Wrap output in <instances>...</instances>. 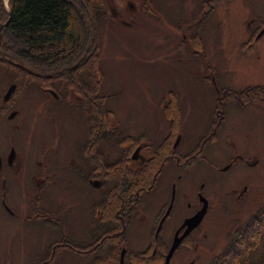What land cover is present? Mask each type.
I'll use <instances>...</instances> for the list:
<instances>
[{
    "label": "rangeland",
    "instance_id": "374dc122",
    "mask_svg": "<svg viewBox=\"0 0 264 264\" xmlns=\"http://www.w3.org/2000/svg\"><path fill=\"white\" fill-rule=\"evenodd\" d=\"M70 1L75 7L79 5V0ZM103 2L108 15L99 25L102 76L98 75L96 80L102 82L100 93L106 97L105 109L113 112L105 124L110 130L119 127L132 141L137 138L145 142L142 147L160 142L163 145L164 140L171 147L181 135L177 150L191 151L196 158L202 150L207 159V162L194 160L182 172L173 167L174 159L166 160L157 187L140 202L147 211L146 219L140 217L133 225L139 234L136 237L140 238L138 246L143 250L149 243L159 218L155 215H162L170 200V183L175 182L177 193L184 190L192 204L198 191L210 201V209L197 231L199 238L206 235L200 240L197 255L201 254V264H211L226 248L237 225L264 205V101L239 103L232 95H225L221 104L213 94L214 87L236 94L248 87H264V34L255 41L264 28L256 26L264 21V0H211L210 7L207 0ZM197 5L203 8L198 9ZM250 19H257L253 26H248ZM7 66V69L0 66V102L10 85L16 84L9 103L15 111L11 124H21V128L11 132L5 127L4 115L0 119L3 124L0 142L8 137L22 140L29 174H24L25 170L10 176L6 190H0V200L15 214L11 217L0 209V264H23L29 251L42 249L37 234L44 229L32 228L21 221L26 213L25 201L20 200L29 201L31 197L26 196L19 185L21 179L17 178L22 176L31 182L36 162L42 161L36 156L38 153H50L49 165L53 161L59 170H66L58 178L59 190L53 197L58 204L81 205L71 216L77 228L84 224L83 205L101 198V193L88 185L86 189L75 172L76 167L82 170L89 167L80 155L87 149L94 121L93 116L91 122L89 114L84 113L93 111L80 108L81 102L74 97L71 105L50 106L51 99L44 100L48 97L40 88L56 87L63 96L62 81L41 82L10 63ZM72 90L73 96L82 97L84 93L77 87ZM169 102L175 104L177 113L165 111ZM169 134H173L170 139ZM209 136L201 148L204 138ZM106 148L110 152L109 162L121 159L122 151L116 140L107 142ZM133 154L132 149L127 165L136 170L139 168L132 161ZM238 157L242 160L237 159L235 162H240L231 170L222 173L214 170ZM70 158H74L73 164ZM97 165L93 161V167ZM212 165L216 168H211ZM69 170L75 176L68 174ZM244 173L247 181L242 180ZM179 174L181 178L177 180ZM201 182L205 185L203 189H199ZM243 185L250 188L245 206L228 199L232 195L230 190L237 186L241 190ZM57 208L61 213L66 209ZM260 246L256 258H264V237ZM177 258L178 254L172 264H178Z\"/></svg>",
    "mask_w": 264,
    "mask_h": 264
},
{
    "label": "flooded vegetation",
    "instance_id": "af4514ba",
    "mask_svg": "<svg viewBox=\"0 0 264 264\" xmlns=\"http://www.w3.org/2000/svg\"><path fill=\"white\" fill-rule=\"evenodd\" d=\"M210 1L211 0H207L209 7ZM196 8H203V5H197ZM204 19L205 18H203V20ZM255 20L257 19H250L248 26L254 24ZM256 26H264V21L259 22V24L257 23ZM41 75L50 76L48 78L36 77L41 82H54L57 81V79L58 81H62L58 75L55 74ZM11 85L16 84L12 83ZM16 89L17 86L15 90ZM56 89L58 88L43 86L40 88L42 94L48 97L44 100L51 99L49 101L50 106L55 103H67L66 105H71L70 103H72L71 100L73 97L79 99L78 101L81 102L79 104L80 108H83L82 105H86V101L92 104V101L88 96L89 90L87 89H84V93L81 95L82 97L73 96L74 92L72 87L61 88L60 90L63 93V96L59 94ZM80 90L82 91V89ZM230 92L231 91L229 90H221L219 87L213 88V94L214 96L217 95L216 100L221 104H224L222 102L226 99L224 96H229ZM11 96L7 101L0 102V119L5 115L4 118L7 124L5 127H7L11 132H14L21 128V124H11L13 116L15 115V111L11 110L9 105V103H11ZM61 99L67 100V102L60 101ZM98 99L100 104H103V96ZM83 100L85 104H83ZM89 117L92 122V116H90V114ZM220 120H222V117H220ZM1 125L3 124L0 123V126ZM90 132L93 134V124H91ZM109 133H113L117 138H120L118 144L116 142V145L122 151L121 159L129 161V152L132 149L135 152L138 148H140L136 156L132 158V161L138 164L136 167L139 169L136 168V171L143 170L148 165V168L151 167L150 164L155 160V157L153 155H149V150L152 145L154 146V144H147L146 147H142L145 145V142L141 143L142 141H138L137 138L133 141L131 139L128 140V138L124 136V132L119 130V127L110 130L109 125L106 124L101 132L100 141L97 140V142H94L93 136H91L87 143V149L82 151L80 155L85 158L86 166L88 165L89 167H86L85 170H82V168L78 169V167H76L75 172L76 176L84 182L85 188L87 189L88 185L91 190L100 192L101 198L87 201L83 205L86 213L84 217V227L82 225L81 229H79L75 226V221L71 219V216L72 213L81 205L75 204L74 206L69 202H66V204H58L53 197L54 192L59 190L58 178L62 174H66V170H59L60 168L55 166L53 161L51 162L52 166L49 165L48 159L51 158L52 160L50 153H38L40 156H36L38 158L40 157L42 161L38 160L36 162L37 169L35 174L31 175V182H29V179L22 178V176L17 178L21 179L19 185L23 188L26 196L31 197L29 201L26 199L20 200L21 203L25 201L23 206L26 213L22 217L21 221L29 223L28 226L32 228L44 229V231L39 232L38 234L36 232V234L41 237L40 239L43 243L41 247L42 249L40 250L37 248L29 251L27 253V261L23 264H165L166 257L174 241L182 237L186 231L187 227H183L185 221L199 212L205 203L204 200H206L207 210L203 217L204 220L210 209L209 199L198 191L196 202L192 204L187 200L186 192L180 189V192L177 193V184L175 182H171L169 203H167L162 209L164 211H162L161 216L155 215V218H159L156 225L153 227L152 236L148 240L149 243H146L147 246L141 250L138 246L140 238L136 237L138 232L133 229V225L140 219V217L146 219L147 210L146 208H142L140 206L141 200H139L137 204H132V207L128 209L129 213L127 215L122 213L120 217H111L106 213L110 201L104 200L105 196H109L105 169L109 163L110 152L104 150V148H106L107 142L111 143L115 140L108 137ZM172 136L173 134H169L167 137L170 139ZM125 138L127 139L125 140ZM209 138L210 136L204 138L205 140L203 141L201 148L205 147ZM180 141L181 135H178L176 142L174 141L173 145L170 147L169 154L165 157V160L174 159L173 167L175 170L182 172L184 169H187V166L191 162H194V160L207 162L204 155L205 153L202 150H200V154L197 158L191 153V151L177 150L180 146ZM166 142L167 141L164 140V143ZM167 145L170 144L167 142ZM22 146V140L15 139L13 137L5 138L0 142V190H6L7 182L10 176L18 175V173H22L25 170L26 172L24 174H29L28 163H26L27 154L23 152ZM144 151H146L145 154L142 153ZM95 157L96 159L99 158L101 161L99 159V161L96 160V164L98 165L93 167V161L91 160ZM70 159H73L70 162L73 164L74 158ZM237 159L242 160L241 157L233 158L225 167L216 168L212 165L211 168H216L214 170L220 173L226 172L227 170H231L237 162H240H235ZM246 163L248 162L246 161ZM161 165L160 175L162 174L163 167L166 163L163 161ZM68 174L74 175L71 170H69ZM244 175L245 176L242 180L247 181L246 174L244 173ZM180 178L181 175L179 174L177 176V180ZM242 180L240 179L238 181ZM155 187H157V185ZM204 187V183L201 182L199 189H203ZM238 187L239 186L230 190L232 195H229L228 199L231 198L237 205L242 204L245 206V202L248 200L250 188L247 185H243L241 190H237ZM142 188L145 192H151V190H153L150 186ZM148 192L147 195L150 194ZM60 206L66 207L65 211L62 213L57 208ZM0 209L4 210V212L8 213L11 217L15 215L14 212L8 208L6 203H4V200H0ZM188 211H191V213L189 214ZM203 220L198 227L193 229L188 235L184 236L179 241L178 246L170 258L169 264H172L176 254H178V264H201V254L200 256L197 254L201 244L200 240H203V237L205 238L206 235L199 238V233H197V231ZM139 230L140 226L138 228V231ZM42 236L44 238H42ZM46 254L47 257L45 258ZM8 263L13 264L11 262Z\"/></svg>",
    "mask_w": 264,
    "mask_h": 264
},
{
    "label": "trees",
    "instance_id": "16d2710c",
    "mask_svg": "<svg viewBox=\"0 0 264 264\" xmlns=\"http://www.w3.org/2000/svg\"><path fill=\"white\" fill-rule=\"evenodd\" d=\"M107 15L103 0H79L77 7L70 0H0V24L8 22L1 32L0 66L7 69L12 61L39 74L58 75L61 84L67 88L89 90L92 104L86 101L89 104L83 108L93 111L84 114L93 116L94 142L100 141L105 120L113 113L105 109L106 97L100 93L102 82L96 80L98 75L102 76L99 25ZM230 95L239 103L255 104L264 101V87H248L238 94L230 92ZM101 96L103 104L98 99ZM169 110L178 112L173 102H169L165 109L166 112ZM108 137L115 139L117 144L120 140L113 133H109ZM169 152L167 142L152 145L149 155H153L155 160L150 168L148 165L139 171L128 166L125 159L107 164L105 177L109 196L103 199L110 201L106 212L109 216L127 215L132 204H137L147 195L148 191H143L142 187L150 186L154 190L161 173V163H166L165 157ZM98 159L95 157L91 161ZM263 237L264 205L237 225L230 242L211 264H264V258L255 257Z\"/></svg>",
    "mask_w": 264,
    "mask_h": 264
},
{
    "label": "water",
    "instance_id": "95a60500",
    "mask_svg": "<svg viewBox=\"0 0 264 264\" xmlns=\"http://www.w3.org/2000/svg\"><path fill=\"white\" fill-rule=\"evenodd\" d=\"M11 16V12L9 11V17ZM8 22H6L5 24H0V41H1V32L2 30L7 26ZM264 34V28L257 34V36L255 37V41H257L262 35ZM10 65L14 66L15 68L19 69V70H22L26 73H28L29 75L33 76V77H50V76H42L41 74L39 73H36L34 71H32L31 69H29L28 67L24 66V65H21V64H18V63H15V62H12L10 61L9 62ZM16 86L15 85H11L8 90H7V93L4 97V101L8 100L10 98V96L12 95V93L14 92ZM140 148H138L132 158H134L137 154V152L139 151ZM204 200V199H203ZM204 205L202 207V209L197 212L194 216L190 217L189 219H187L183 225V227H187L186 228V231L185 233L182 235V237L176 239L166 257V263L165 264H169V261H170V258L172 257L176 247L178 246V243L179 241L186 235H188L193 229H195L196 227H198V225L201 223V221L203 220V217L206 213V210H207V202L206 200H204ZM167 215V214H166Z\"/></svg>",
    "mask_w": 264,
    "mask_h": 264
}]
</instances>
